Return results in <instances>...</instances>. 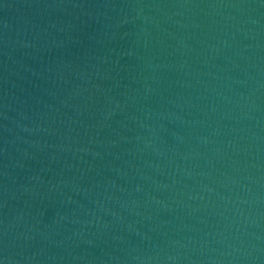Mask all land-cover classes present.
<instances>
[{
  "label": "water",
  "instance_id": "obj_1",
  "mask_svg": "<svg viewBox=\"0 0 264 264\" xmlns=\"http://www.w3.org/2000/svg\"><path fill=\"white\" fill-rule=\"evenodd\" d=\"M0 264H264V0H0Z\"/></svg>",
  "mask_w": 264,
  "mask_h": 264
}]
</instances>
